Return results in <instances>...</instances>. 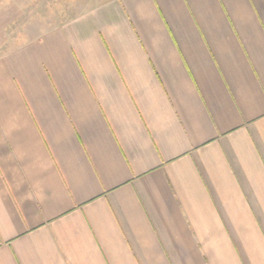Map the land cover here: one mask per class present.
Masks as SVG:
<instances>
[{
    "label": "crops",
    "instance_id": "0c3cea01",
    "mask_svg": "<svg viewBox=\"0 0 264 264\" xmlns=\"http://www.w3.org/2000/svg\"><path fill=\"white\" fill-rule=\"evenodd\" d=\"M21 17L0 0V264H264V0Z\"/></svg>",
    "mask_w": 264,
    "mask_h": 264
},
{
    "label": "rangeland",
    "instance_id": "374dc122",
    "mask_svg": "<svg viewBox=\"0 0 264 264\" xmlns=\"http://www.w3.org/2000/svg\"><path fill=\"white\" fill-rule=\"evenodd\" d=\"M22 17L11 29L12 41L23 42L83 13L96 0H20Z\"/></svg>",
    "mask_w": 264,
    "mask_h": 264
}]
</instances>
